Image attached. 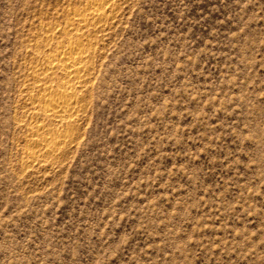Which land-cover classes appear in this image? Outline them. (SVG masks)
Here are the masks:
<instances>
[{
    "label": "rangeland",
    "instance_id": "obj_1",
    "mask_svg": "<svg viewBox=\"0 0 264 264\" xmlns=\"http://www.w3.org/2000/svg\"><path fill=\"white\" fill-rule=\"evenodd\" d=\"M87 2L0 0V264H264V0H113L36 159V42Z\"/></svg>",
    "mask_w": 264,
    "mask_h": 264
},
{
    "label": "bare ground",
    "instance_id": "obj_2",
    "mask_svg": "<svg viewBox=\"0 0 264 264\" xmlns=\"http://www.w3.org/2000/svg\"><path fill=\"white\" fill-rule=\"evenodd\" d=\"M114 7L113 0H88L86 8L83 11L75 10L71 18L66 20L64 27H57V32L49 28L44 36L38 37L34 56L38 63L31 71L34 78L31 87L36 94L31 96L29 101L35 107H32L35 109L34 116L41 121H49L54 127L59 125L62 129L56 131L53 128L56 133L51 130L47 137L42 138L39 134L44 132L45 126L41 123L32 126V135L38 136L34 144L42 150L45 149L34 156L36 159L47 155L54 158L70 143L73 144L75 137L70 130L75 126L87 102L80 89L89 83L92 58L97 51L98 44L96 45L92 35L96 30H100L102 25L110 22ZM58 37L66 41H58L52 46V42ZM57 78H60V81H55Z\"/></svg>",
    "mask_w": 264,
    "mask_h": 264
}]
</instances>
